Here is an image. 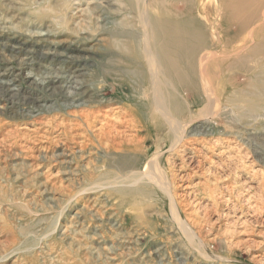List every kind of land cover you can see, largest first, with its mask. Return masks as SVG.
Wrapping results in <instances>:
<instances>
[{
    "label": "rangeland",
    "instance_id": "1",
    "mask_svg": "<svg viewBox=\"0 0 264 264\" xmlns=\"http://www.w3.org/2000/svg\"><path fill=\"white\" fill-rule=\"evenodd\" d=\"M153 1L0 0V28L23 34L48 24L52 28V45L28 44L25 55L2 50L6 41L0 39V73L9 67L3 78L18 89L16 104L0 100V264H264V2L252 7V22L225 47L220 41L228 36L229 24L212 0L204 2V13L216 17L220 39L206 45L201 24L199 44L234 49L240 61L234 70L214 74L215 87L203 84L209 106L167 101L171 119L178 120L173 123L182 125L180 141L160 119L163 139L157 150H149V141L139 151L80 144L85 135L92 140L103 123L122 132L124 127L116 115L104 112L111 104H103L89 126L83 124L80 112L91 103L75 100L72 106L59 94L69 68L95 77L91 87L97 99L122 98L117 90L103 91L116 79L102 57L106 42L116 28L128 34L141 27V13L156 14ZM180 6L175 1L168 9ZM197 12L195 20L204 22ZM98 15L111 22L102 30L94 29L101 24ZM83 36L87 39L77 42ZM101 36L100 46L95 38ZM68 39L75 42L72 47L90 51L67 50ZM48 78L56 81L52 91L40 84ZM122 103L132 105L129 97ZM202 123L206 129L194 134ZM124 133L115 143L135 135ZM138 136L134 142L145 135ZM173 140L179 144L170 150ZM154 158L156 166H144Z\"/></svg>",
    "mask_w": 264,
    "mask_h": 264
},
{
    "label": "bare ground",
    "instance_id": "2",
    "mask_svg": "<svg viewBox=\"0 0 264 264\" xmlns=\"http://www.w3.org/2000/svg\"><path fill=\"white\" fill-rule=\"evenodd\" d=\"M175 1L176 2L180 1L181 6L179 10L173 9V11H170L168 7L172 2ZM206 1L209 2L210 0H197V2H195L194 0H172V2H169L168 0H154L151 5L153 8L156 9V14L148 16L145 13L143 15L141 13L140 15L143 18V23L140 22L142 24L141 27H135L134 25H132V23L134 22H132L129 25L135 27V28L132 27L133 29L130 28V31L132 33L127 32L128 34H125L122 30H118L120 28H116L117 30L115 31L113 30L114 32L111 34L112 40L110 42L105 37V39L108 41L105 42L109 43V46L106 45L108 52L104 53L107 56L103 54L102 57L107 58L109 63V67H107L106 65L107 67L106 71H109V73L113 72L116 76V79L115 77H113L112 78L113 81L111 82L112 85L107 86L106 88L103 89V91L106 94L109 90L112 91L117 90L119 95L123 94L122 97L123 99H127L129 97L132 104L131 106L124 105L122 103V98H119L114 102H111L112 100L109 101L104 98L97 99L99 95H97L96 92H93L91 87L94 84V82H96L94 81L95 77L91 76L88 73L89 71L87 72V71H82L83 69L82 70L78 69L79 67L69 68L70 75H67V79L64 82L65 85L62 87L59 86L61 89L59 90L60 92L59 94L67 102L68 101L71 102L72 106H74L75 100H80V101L82 100L85 103L86 102L91 103L90 108H87L80 112V116L81 118H83V124H87L89 126L92 123V120H94L96 118V115L101 111L102 105L111 104L110 108L107 107L104 112L108 115L110 113H112V115L113 114L116 115L117 116L116 118H118L119 120V121L117 120L119 127L120 128L124 127L123 128L124 130L122 132L120 130H117L118 127L114 128V126L107 124V122L103 123L101 124V127L99 128L97 134L93 136L92 140H90V138H87L86 135L83 137L84 140H81L80 142L82 147L91 145L96 148L99 147L103 149L118 150V149L126 148L129 151H139L142 148L146 147V145H148L146 143L149 141L150 143V145L148 146L149 150H157L159 148V143L161 140L160 138H162L160 135L163 126L160 119L166 121L167 123L166 127L168 133L170 135H175V137H177L178 140L179 139L181 140V137H183L181 136L183 132L182 125H176L175 121L178 120L174 121L171 119L170 110L168 108L167 101L176 99V101H174V104L173 103L172 104L178 106L179 105L184 106L185 102L195 105H201L205 102V104L209 106L208 104L210 102L209 94L207 93V90H205L203 86L207 87L206 85H208L211 87H215L217 84L214 74H219L220 69L222 68L234 70L237 67L240 58L238 56H235V50L230 49V51L224 52L225 49L224 47L231 44L238 35V33L240 32V30L246 27L247 25H249L250 22H252V18L254 16V13L250 12L252 7L254 8V10H257L262 7L261 3L264 2V0H212L213 8L222 10L221 19H223L226 23L229 24L228 36H225L223 40L220 41V43L223 44L224 47H218L216 50H213L206 45L211 46L212 43L220 39V36L219 33L216 32L214 26L216 17L214 16L213 18H210L206 13H204L206 7L208 6L204 4V2ZM137 10L138 9H136V11ZM194 10L199 11L197 13H200L199 15L201 16L204 22L195 20L193 16ZM81 11L82 9L81 10L76 9V13H81ZM261 11H263L262 13V18H263L264 9ZM136 13L138 14V12ZM98 18H100V15L97 16L96 21L97 23H101V24L94 25L95 30H102L103 28H105L107 24L111 23L110 21H107V19L104 17L103 19H101L103 21H101ZM113 19H115V17ZM136 23L134 24L136 25ZM117 24L119 23L117 22ZM120 24L117 26L118 27L122 26V24L121 25ZM201 24H203V27L205 28L204 31L206 35L205 39L209 40V43H205L206 45L202 44V46H206V47H202L199 44V40H198L200 34L202 33ZM117 26H115L114 24L113 27H117ZM6 28L7 27L0 28V39H5L6 41V46L2 47V50L10 49V51L13 52L15 51L14 53H23L25 55L26 52L25 46L28 44L39 45L45 42L47 45L48 44L52 45V41L48 40L49 36L52 34L51 31L52 28L50 29L49 24L29 34L25 31L24 32L26 34H23V32L20 31L11 32L10 29H6ZM102 37L103 36L98 38L94 37L99 45L102 44L104 41V38ZM83 39L84 40L87 39L86 36H83L82 38L78 39L77 42L79 41L81 42ZM69 41L70 42L69 43L67 42L68 45L66 46V49L69 51L73 49H77V51L78 50L84 51L88 49V47L87 48L80 46L72 47L71 45H73L75 42L71 40ZM108 48H110L109 49L110 51L108 50ZM100 50L101 49H99V51ZM219 50H221L222 52H220ZM88 51L90 50L88 49ZM91 57H93V55ZM26 58L27 57L25 56L24 60ZM24 65H26V61L25 63H22V66ZM8 68L4 70L10 74V70ZM2 71L0 73V100H5L7 104L14 105L16 104L14 100L18 89L16 90L15 86H13L14 84L13 81L11 80H9L8 82L5 81V79L3 78V75L5 74L2 73ZM200 75L201 76L206 75V79L205 78H204L205 80L203 79L205 82L201 79ZM232 78H233L232 75H230L229 80L232 81ZM55 82L56 81H54V79L48 78L46 81L41 82L40 84L43 85L44 86L43 88L47 89V91L48 90L52 91L55 89V85H54ZM204 83L206 85H203ZM67 87L73 90L69 91ZM183 95H185V97ZM79 106H83V103L80 102ZM197 112H199V108ZM213 114L215 113L213 112ZM198 115L202 116L204 114H198ZM198 115H195L194 117L192 116L193 118L191 119V121L194 122L193 120L195 118H198ZM196 128L198 130V131L196 130L194 133L196 135L200 131L202 132L203 130L206 129L203 123L199 126H196ZM127 131H134L135 135H130V137L128 139L126 138V140L123 138L124 142H122L123 140L122 139L121 143H115L116 141L115 139H117L116 137H120L122 133L125 134L124 132ZM140 133H144L145 135L142 141L138 140L137 142H134V137L135 138L137 137L138 139L139 137L138 135ZM175 137H173V139ZM174 140L171 142L169 146L170 150L175 149L177 147V143L180 141L179 140L178 142H176L177 140L176 141ZM77 144L79 146V143ZM155 160H156L155 158L150 159L148 162H145L146 164L144 166L150 168L156 166L154 163ZM144 173L147 172L144 171ZM135 174L138 175L139 173L136 172ZM156 179L160 180L156 182L161 183L162 185H166L162 177H158ZM171 209L174 213H176V210L173 206ZM175 216L177 219L176 221L180 222L181 219L179 218L178 214ZM67 229L68 231L70 230V228L68 227Z\"/></svg>",
    "mask_w": 264,
    "mask_h": 264
}]
</instances>
